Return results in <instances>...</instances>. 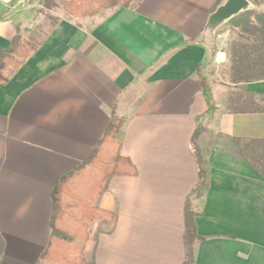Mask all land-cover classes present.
<instances>
[{"label": "crops", "instance_id": "obj_1", "mask_svg": "<svg viewBox=\"0 0 264 264\" xmlns=\"http://www.w3.org/2000/svg\"><path fill=\"white\" fill-rule=\"evenodd\" d=\"M217 1L134 0L80 19L59 0L0 1V52L14 36L38 45L0 84V264H37L55 181L112 117L136 174L108 175L96 193L110 217L88 225L84 262L183 264L189 198L193 264H264V29L210 20ZM247 2L264 13V0Z\"/></svg>", "mask_w": 264, "mask_h": 264}, {"label": "trees", "instance_id": "obj_2", "mask_svg": "<svg viewBox=\"0 0 264 264\" xmlns=\"http://www.w3.org/2000/svg\"><path fill=\"white\" fill-rule=\"evenodd\" d=\"M55 0H24L26 5ZM134 0H59L66 15L71 18L95 16L117 6L129 7ZM255 1V0H252ZM222 2L218 0L212 11ZM244 20V27L264 29V13L248 10L237 15L233 20ZM253 19V22L251 21ZM256 24V25H255ZM38 45L23 42L14 36L9 46L0 52V84L8 80V73L15 72L22 62L32 54ZM202 91L207 104V114L213 111L210 90L202 81ZM124 120L112 117L97 141L91 154L78 167L58 178L52 188L51 215L49 219V239L37 264H87L82 259V252L88 239V225L96 218L105 220L110 214L95 208L94 198L108 175L133 176L135 168L127 158L120 155V137ZM201 128L198 126L192 136V147L197 157L199 182L194 189V197L201 196L206 187V173L196 144ZM195 213L191 201L186 200L184 207L183 235L185 260L183 264H193L194 243L198 240L195 231Z\"/></svg>", "mask_w": 264, "mask_h": 264}, {"label": "water", "instance_id": "obj_3", "mask_svg": "<svg viewBox=\"0 0 264 264\" xmlns=\"http://www.w3.org/2000/svg\"><path fill=\"white\" fill-rule=\"evenodd\" d=\"M247 0H226L212 14L210 20L225 21L247 10Z\"/></svg>", "mask_w": 264, "mask_h": 264}, {"label": "rangeland", "instance_id": "obj_4", "mask_svg": "<svg viewBox=\"0 0 264 264\" xmlns=\"http://www.w3.org/2000/svg\"><path fill=\"white\" fill-rule=\"evenodd\" d=\"M54 3H55V1L54 2H47V6H45L44 4H43V2H40L39 4L43 7V9L44 10H50L53 6H54ZM62 6V5H61ZM60 9V8H59ZM61 10V9H60ZM48 16V15H47ZM47 16H44L43 15V17H41V18H43V22L42 23H40V25H41V27H43L41 30H39L40 32H38L39 34H41V36H39V38H41L42 37V35H44L45 34V32L47 31V29H48V27H47V25H49V23L47 22L46 23V17ZM44 20H45V22H44ZM45 23V24H44Z\"/></svg>", "mask_w": 264, "mask_h": 264}, {"label": "built area", "instance_id": "obj_5", "mask_svg": "<svg viewBox=\"0 0 264 264\" xmlns=\"http://www.w3.org/2000/svg\"><path fill=\"white\" fill-rule=\"evenodd\" d=\"M1 1V0H0Z\"/></svg>", "mask_w": 264, "mask_h": 264}]
</instances>
